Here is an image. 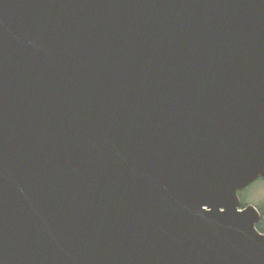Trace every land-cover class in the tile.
Masks as SVG:
<instances>
[{
	"label": "water",
	"instance_id": "1",
	"mask_svg": "<svg viewBox=\"0 0 264 264\" xmlns=\"http://www.w3.org/2000/svg\"><path fill=\"white\" fill-rule=\"evenodd\" d=\"M264 0H0V264H264Z\"/></svg>",
	"mask_w": 264,
	"mask_h": 264
},
{
	"label": "rangeland",
	"instance_id": "2",
	"mask_svg": "<svg viewBox=\"0 0 264 264\" xmlns=\"http://www.w3.org/2000/svg\"><path fill=\"white\" fill-rule=\"evenodd\" d=\"M239 194L240 200L244 199L246 205L250 204L258 209V206L264 204V182H254Z\"/></svg>",
	"mask_w": 264,
	"mask_h": 264
},
{
	"label": "trees",
	"instance_id": "3",
	"mask_svg": "<svg viewBox=\"0 0 264 264\" xmlns=\"http://www.w3.org/2000/svg\"><path fill=\"white\" fill-rule=\"evenodd\" d=\"M256 182L262 183L264 182V178H260ZM245 206H246V203L244 202V199H243L241 200V208H244ZM258 211L260 213V221L257 223L256 227L259 232L264 233V204L258 206Z\"/></svg>",
	"mask_w": 264,
	"mask_h": 264
},
{
	"label": "bare ground",
	"instance_id": "4",
	"mask_svg": "<svg viewBox=\"0 0 264 264\" xmlns=\"http://www.w3.org/2000/svg\"><path fill=\"white\" fill-rule=\"evenodd\" d=\"M256 182V181H255ZM239 195V194H238ZM241 201V200H240ZM241 208V207H240ZM256 208V207H255ZM257 209V208H256ZM258 210V209H257ZM259 212V211H258Z\"/></svg>",
	"mask_w": 264,
	"mask_h": 264
}]
</instances>
